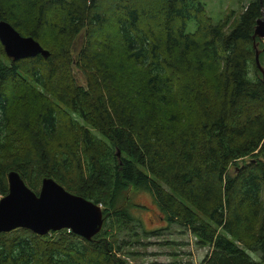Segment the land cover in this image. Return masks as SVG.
<instances>
[{
  "label": "trees",
  "instance_id": "trees-1",
  "mask_svg": "<svg viewBox=\"0 0 264 264\" xmlns=\"http://www.w3.org/2000/svg\"><path fill=\"white\" fill-rule=\"evenodd\" d=\"M260 7L213 22L199 0H0V20L47 51L12 60L0 45V197L12 170L101 210L88 240L0 232V264H127L111 227H140L136 190L210 247L201 264H258L245 249L264 262Z\"/></svg>",
  "mask_w": 264,
  "mask_h": 264
},
{
  "label": "water",
  "instance_id": "water-1",
  "mask_svg": "<svg viewBox=\"0 0 264 264\" xmlns=\"http://www.w3.org/2000/svg\"><path fill=\"white\" fill-rule=\"evenodd\" d=\"M261 5V0H258ZM254 20L251 39L264 40L262 8ZM0 45L6 57L13 59L47 51L30 36L20 35L9 23L0 20ZM257 42H252L254 61L264 81V66L257 60ZM116 155L118 152L116 151ZM7 191L0 197V232L24 228L37 235L67 229L88 240L101 226L100 205L64 190L49 177H42L36 193L31 191L15 171L6 173Z\"/></svg>",
  "mask_w": 264,
  "mask_h": 264
},
{
  "label": "rangeland",
  "instance_id": "rangeland-1",
  "mask_svg": "<svg viewBox=\"0 0 264 264\" xmlns=\"http://www.w3.org/2000/svg\"><path fill=\"white\" fill-rule=\"evenodd\" d=\"M249 0H199L203 5L205 14L216 22L223 15L230 13L236 17L242 11ZM262 11L264 15V0ZM189 27V25H188ZM77 36L73 45L75 54L81 43V34ZM71 74L77 84L84 85L82 74L74 67ZM248 157L244 158L246 161ZM227 172H232L229 165ZM129 202L138 206L131 209V214L138 221L140 227L132 230L111 227V234L116 238L119 246L118 256L123 258L127 264H201L202 260L209 254L210 247L198 246L195 238L187 229L161 218L162 213L154 204L151 196L142 190L129 192ZM245 251L258 262V254L245 249Z\"/></svg>",
  "mask_w": 264,
  "mask_h": 264
}]
</instances>
